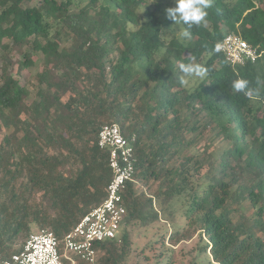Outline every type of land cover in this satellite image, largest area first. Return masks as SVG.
I'll list each match as a JSON object with an SVG mask.
<instances>
[{
  "label": "trees",
  "instance_id": "obj_1",
  "mask_svg": "<svg viewBox=\"0 0 264 264\" xmlns=\"http://www.w3.org/2000/svg\"><path fill=\"white\" fill-rule=\"evenodd\" d=\"M34 1L0 0L2 257L41 229L62 239L101 203L111 171L96 138L116 123L135 136L134 182L119 234L95 245L96 264H123L128 227L152 226L159 213L174 222L176 212L184 224L154 242L180 251L190 242L188 264H264V0H214L191 41L161 19L167 0ZM233 33L260 53L254 62L231 66L212 51ZM193 57L209 72L186 87L178 65ZM31 67L28 102L21 78ZM237 78L260 96L235 92ZM200 118L229 143L215 157L198 150ZM162 253L154 264H177Z\"/></svg>",
  "mask_w": 264,
  "mask_h": 264
},
{
  "label": "built area",
  "instance_id": "obj_2",
  "mask_svg": "<svg viewBox=\"0 0 264 264\" xmlns=\"http://www.w3.org/2000/svg\"><path fill=\"white\" fill-rule=\"evenodd\" d=\"M221 53L231 65L254 62L260 53L239 34H227L220 41ZM97 146L106 150L111 177L105 188V197L86 212L79 221L58 239L49 229L31 233L20 250L3 258L0 264H96L98 242L113 239L119 234L127 213L122 193L128 182H134L135 136H125L116 123L100 126Z\"/></svg>",
  "mask_w": 264,
  "mask_h": 264
},
{
  "label": "rangeland",
  "instance_id": "obj_3",
  "mask_svg": "<svg viewBox=\"0 0 264 264\" xmlns=\"http://www.w3.org/2000/svg\"><path fill=\"white\" fill-rule=\"evenodd\" d=\"M157 0H148L149 6L154 7L153 2ZM35 1L31 2L30 4L33 5ZM159 6V14L162 20H169L172 23V26H174V31L176 34L180 31V25L173 24V21L167 18L166 15V9L168 7L174 6V3L167 0L162 1L158 3ZM4 42L8 45H10L9 39H5ZM8 51V49H5L3 47H0V54L5 53ZM9 58H15L16 53H14L13 50H10L8 52ZM37 57V54H36ZM3 57L0 59V65L2 62ZM30 70V76L24 75V78H21L22 83H24L29 91L30 95L27 99L29 102L33 97H35V90H34V74L38 70L36 67L29 68ZM187 80H191L189 83H185V86L188 87V84L191 85L193 82L197 81L198 78H186ZM199 122H201V128L199 131L198 136V150L203 151L205 146H209L208 152L212 154L213 157L217 156L224 148H226L229 143L226 141L220 140V138L214 137V132L211 126H208L205 124V121L203 118L199 119ZM4 133L0 134V139ZM155 185H152V188H154ZM38 197V195L36 196ZM175 207L178 208L179 204H175ZM158 209V207L156 206ZM247 214H251L250 210L246 211ZM175 221H171L164 217L163 214L159 213V221L156 223H153L152 226L147 227H140L138 225H133L132 227H128L131 233V239L132 244L130 248V254L127 258V260L123 264H154L156 261L155 256L159 251H162L163 255H173L177 264H188V254L186 253V250L190 247L191 243L186 242V245L183 246V249L180 251L176 246L170 247V250H166L165 248L169 245L166 242L164 246H162L159 242H154V240L158 237L160 234H168L170 231L174 230L175 228H180L181 225L184 224V219L180 215V212H176ZM175 224V226H174ZM37 228L33 226L32 231H36ZM149 244H152V247H149ZM164 258V257H163Z\"/></svg>",
  "mask_w": 264,
  "mask_h": 264
},
{
  "label": "clouds",
  "instance_id": "obj_4",
  "mask_svg": "<svg viewBox=\"0 0 264 264\" xmlns=\"http://www.w3.org/2000/svg\"><path fill=\"white\" fill-rule=\"evenodd\" d=\"M174 6L166 9L167 18L173 21L175 25H183L177 34V39L181 41H191L192 28L201 26L208 15L214 0H173ZM222 45L217 43L212 49L213 52L219 53ZM179 72L182 74L179 78L181 84L188 82L186 78L205 79L208 76V68L203 64L197 63L195 58H191L190 62H181L178 65ZM261 82L258 80L257 84ZM232 89L235 92L242 93L245 96H260V87H250V81L245 78H237L232 81Z\"/></svg>",
  "mask_w": 264,
  "mask_h": 264
}]
</instances>
